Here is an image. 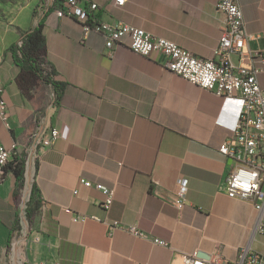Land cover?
<instances>
[{
  "label": "crops",
  "instance_id": "0c3cea01",
  "mask_svg": "<svg viewBox=\"0 0 264 264\" xmlns=\"http://www.w3.org/2000/svg\"><path fill=\"white\" fill-rule=\"evenodd\" d=\"M80 1L97 4L98 21L140 27L203 58L214 57L222 34L218 0ZM240 2L254 35L250 48L264 53V0ZM52 4L0 5V82L9 125L0 117V145L17 143L27 158L37 137L43 145L32 175L40 207L30 220L26 184L19 188L11 168L0 180V264H192L200 253L235 261L245 247L264 259L260 214L251 201L227 194L236 161L220 152L235 136L240 98L201 88L167 70L161 54L133 51L128 39L107 54L102 35L85 33L77 16H59V4L44 22L45 60L58 84L50 109L54 86L20 66L9 48ZM259 80L264 89V66ZM52 128L59 130L56 140L47 136ZM181 176L189 188L179 209ZM100 185L115 188L109 209L101 205ZM116 220L122 226L110 232ZM133 225L150 237L126 229Z\"/></svg>",
  "mask_w": 264,
  "mask_h": 264
},
{
  "label": "built area",
  "instance_id": "2783aa9c",
  "mask_svg": "<svg viewBox=\"0 0 264 264\" xmlns=\"http://www.w3.org/2000/svg\"><path fill=\"white\" fill-rule=\"evenodd\" d=\"M54 2V0H52ZM116 4L123 6L126 0H115ZM97 4L90 8L82 5L80 0H64L60 2L57 14L77 16L84 23L85 33L98 32L105 40L107 54L112 55L115 48L128 39L129 47L143 56L154 53L161 54L164 58L163 66L171 72L191 81L203 89L211 90L225 97L238 96L241 101L237 124L234 128L235 136L226 140L220 146V152L233 158L236 165L228 172L226 177L227 194L231 198L249 200L260 212L257 230L264 232V89L259 80L263 71L264 53L256 52L250 48V41L254 38L247 30L240 0H218L217 9L224 15L222 34L218 45L214 49L213 58H203L192 51L181 47L176 42L156 37L150 32L131 24L116 21H97L92 26L87 24L89 17L94 14ZM21 46L23 40H19ZM237 56L238 62L233 57ZM259 63V64H258ZM43 73L53 79V67L45 60L42 63ZM53 86L51 83L49 84ZM51 108L57 101V93L51 95ZM39 116L37 123L50 117ZM0 117L8 122V104L4 97V86L0 82ZM39 126V125H38ZM48 138L56 140L59 130L52 128ZM43 145L40 136L36 138L34 147L26 161V172L29 168L36 169V162L42 154ZM19 154V146L13 143L6 147L0 145V180L7 170L9 163L13 162ZM91 186L89 180L83 181ZM105 193L101 205L109 209L115 197V188L100 185ZM189 188L188 179L181 176L178 179L176 206L181 209L186 201ZM101 220L98 216H93ZM122 226L116 220L110 225V232L115 227ZM136 236L149 238L150 236L140 230L136 225L126 228ZM155 243L168 246L169 243L160 238L153 237ZM192 264H264L263 256L250 247L241 250L235 261H230L221 256L210 259L195 257Z\"/></svg>",
  "mask_w": 264,
  "mask_h": 264
},
{
  "label": "trees",
  "instance_id": "16d2710c",
  "mask_svg": "<svg viewBox=\"0 0 264 264\" xmlns=\"http://www.w3.org/2000/svg\"><path fill=\"white\" fill-rule=\"evenodd\" d=\"M64 0H54L53 4L49 6L45 16H43L38 23L30 28L29 30H20L21 31V40H23V44L20 46L17 43L13 44L9 50L14 51L15 58L17 63L22 66L25 70L40 76L45 83L52 84L55 88V92L57 93L58 99V92L56 86L58 85L52 78L45 76L43 73L42 63L45 61V47H46V36H45V20L48 13L57 8V6ZM1 3L6 2V0H0ZM1 12V8H0ZM36 11H34L35 14ZM97 16L92 15L89 17L87 24L93 25L97 22ZM54 73V72H53ZM26 161H27V153L21 151L18 156H16L15 160L7 166V168H11L18 180L19 188H22L26 182ZM29 172V173H28ZM33 175L28 170L27 176ZM29 194V189L27 190V197ZM37 194L36 183H33L32 190H31V197L27 202V218L30 220L35 211L40 207V203L35 200ZM35 202V206L32 208V204Z\"/></svg>",
  "mask_w": 264,
  "mask_h": 264
},
{
  "label": "rangeland",
  "instance_id": "374dc122",
  "mask_svg": "<svg viewBox=\"0 0 264 264\" xmlns=\"http://www.w3.org/2000/svg\"><path fill=\"white\" fill-rule=\"evenodd\" d=\"M9 1H12V2H17V1H21V0H6V2H9ZM49 0H44V2H48ZM6 2H4V3H6ZM3 4V3H2ZM0 5H1V2H0ZM1 8V7H0ZM1 13V12H0ZM31 170V168H29V171ZM31 171H33V170H31ZM29 173V172H28ZM30 178H31V176L29 177L28 176V181H27V174H26V182H25V184H26V188H25V190L26 189H29V182H30ZM27 182H28V184H27ZM27 197V196H26ZM17 252H18V249H17Z\"/></svg>",
  "mask_w": 264,
  "mask_h": 264
},
{
  "label": "water",
  "instance_id": "95a60500",
  "mask_svg": "<svg viewBox=\"0 0 264 264\" xmlns=\"http://www.w3.org/2000/svg\"><path fill=\"white\" fill-rule=\"evenodd\" d=\"M32 186H33V179H32V175H31L30 182H29V191L32 190ZM199 256L201 258H204V259H210L211 258V256H208V255L203 254V253H200Z\"/></svg>",
  "mask_w": 264,
  "mask_h": 264
},
{
  "label": "bare ground",
  "instance_id": "6f19581e",
  "mask_svg": "<svg viewBox=\"0 0 264 264\" xmlns=\"http://www.w3.org/2000/svg\"><path fill=\"white\" fill-rule=\"evenodd\" d=\"M31 170H33V168L31 167ZM30 170V172L32 173V171ZM259 212V211H258ZM259 214H260V212H259ZM258 222V221H257Z\"/></svg>",
  "mask_w": 264,
  "mask_h": 264
}]
</instances>
